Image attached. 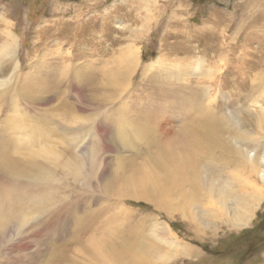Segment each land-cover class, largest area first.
Segmentation results:
<instances>
[{
	"label": "rangeland",
	"instance_id": "374dc122",
	"mask_svg": "<svg viewBox=\"0 0 264 264\" xmlns=\"http://www.w3.org/2000/svg\"><path fill=\"white\" fill-rule=\"evenodd\" d=\"M9 38H13L14 56L2 54ZM151 62L156 65L143 74ZM73 70L91 77L87 87L85 77L79 79ZM207 72L212 78H207ZM120 73L124 82L120 79L116 88L113 80ZM263 74L264 0H0V80L7 84L1 83L0 89L8 86L13 94L24 97L22 103L27 100L28 110L36 117L53 118L66 127L67 115L78 116L84 123L74 125L73 131L89 125L93 132L79 133L78 139L68 136L61 143L53 137L57 149L61 151L68 142L75 149L73 157L85 164L76 180L54 172L58 188L50 209L55 217H73L65 223L61 240L52 243L56 252L64 250L65 257L58 254L52 264H67L70 258L72 264H92L88 257H80L77 241L88 235L77 229L78 219L101 222L109 217L119 233L116 236H135L142 244L155 241L165 250L163 260L173 250L165 243L193 249V256H174L165 264H264V199L258 202L248 227L239 228L215 211L213 199L206 202L204 191V198L199 195L191 206L166 200L158 210L148 201L131 197L139 190L129 181L139 179V171L148 174L157 166L156 144L167 141L187 118L182 105L188 100V89L200 101L203 93H220L215 106L231 91L228 98L234 108L225 102V109L238 115L240 92L251 88L250 77L262 80ZM78 89L92 95L88 104L80 99ZM39 97L47 102L41 101L40 106L28 100ZM258 104L255 107L264 110V102ZM4 117L0 110V122ZM97 126L98 134L93 131ZM119 188L125 196L118 195ZM201 209L203 213L214 210V215L203 216ZM48 214H31L21 229L17 222H9V216H0V236L3 225L10 241L7 248L0 241V264L5 260L8 264H45L51 244L36 247V236L27 238V232L37 229ZM196 217L203 226L195 222ZM100 222L85 223L91 235L103 228ZM145 261L141 263L151 264Z\"/></svg>",
	"mask_w": 264,
	"mask_h": 264
},
{
	"label": "bare ground",
	"instance_id": "6f19581e",
	"mask_svg": "<svg viewBox=\"0 0 264 264\" xmlns=\"http://www.w3.org/2000/svg\"><path fill=\"white\" fill-rule=\"evenodd\" d=\"M2 23L5 27L7 26V22L5 23L3 19ZM11 43H13V38L10 43L3 44L1 48L3 55L14 56ZM155 65V62L148 63L143 74H146L147 69ZM73 72L75 71L73 70ZM75 73H78L79 79L85 77L84 88L87 87L91 82V77L86 76L87 73L84 71ZM131 73L134 72L131 71ZM207 73H209L207 78H212L211 72ZM124 78L125 76L120 73L116 74L114 80L111 79L117 86V83L124 82ZM246 78L244 80L247 82L249 77L246 76ZM250 79L253 80L251 88L246 86V89L239 94L240 103L236 102V104H240L238 115H233L231 111L234 108V102L228 98L231 91L225 100H221L220 105L215 106L216 97L220 93L203 96L205 93L202 92L200 101L199 96H194V94L191 96L190 90L187 88L186 99L188 100L182 105L183 115H187L186 120L183 122L181 118L180 126L171 132L172 135L167 141L156 144L155 155L157 158L155 162L157 166H154V170L148 174L139 171L142 177L140 176L137 180H129L139 190L137 195L131 197L136 200L148 201L155 208L161 210L162 202L166 200L170 203H181L186 207L191 206L199 200V195L204 191L206 202L209 204L213 199L212 203L215 205L213 208L227 220H231L227 222L235 227L247 228L253 217V212L259 207L258 202L264 199V110L261 109V106L255 107L260 105L258 102H264V96H260L264 92V74L262 80L251 77ZM5 82L0 80V87L1 83L7 85ZM236 83L235 81L233 85L235 86ZM30 85L32 84L30 83ZM101 85L103 84L101 83ZM4 88V90L0 89V110L5 113L3 122H0V216H9V222L11 220L14 223L17 222V229H21L28 223L31 214H48L50 207H53L56 196L54 190L58 188V185L55 184L57 181L54 177L55 171H60L66 177L72 176L73 180L81 176L79 174L83 171L85 162L73 157L75 149L72 150L73 148L68 142L64 143L63 147H60L59 142L67 141L68 136L75 139L81 138L80 134H91L92 130L88 125L86 129L73 131L74 125L84 123L78 116L67 115L66 127L52 121L53 118L38 117L39 115L36 117L28 110L30 104H27V100L24 104L22 103L24 97L16 95L17 93L13 94L8 86ZM78 90L81 94L80 99L88 104V98H92V95L88 90L86 93L84 89ZM28 100L33 101L32 105L40 104V106L43 102H47L42 97ZM41 101L43 102L41 103ZM225 102L231 105V109H225V105H227ZM45 115L47 116V114ZM68 124H71V127ZM98 127L100 126L93 130L97 134ZM139 133L144 137L142 134L144 132L139 130ZM102 134L101 130L100 137ZM53 137L60 139L58 144L61 151L55 147L56 142ZM63 154H68L69 158L64 159ZM120 190L118 195L125 196V191ZM201 197L204 198L203 194ZM252 200L253 202H251ZM212 203L210 204L212 205ZM47 206L49 208L46 209ZM207 212L203 213L201 209L200 214L203 216L214 215V210L210 213ZM71 217L73 216L70 218L67 216L55 217L50 209L48 216H43L41 222H38L39 227L27 232V238H31L33 233L36 236V239L33 240L36 247L40 244H43L44 247L51 244L49 249H52L53 253L49 251L50 254L48 253L49 256L47 255L45 264H52L54 260H58V254L65 257L64 250L56 252V246L52 243L56 244L61 240L62 232H65L67 228L65 223ZM197 217L202 218L200 215ZM87 219L88 221L78 219L77 229L82 230L84 236L88 235V237L85 239L81 237L77 241V247L81 251L80 257L83 260H87L88 257L92 264H140L145 260L152 264L154 262L152 260L156 258L160 259L156 260V264H165L174 256H193L191 247L172 242L165 243L166 247L170 246L173 250L170 256L163 260L162 256L164 255L162 254L165 250L159 245L153 244L155 243L153 239L150 244L149 242L142 244L143 240L141 239L139 242L140 239L138 240L135 236L132 238L116 236L119 233L110 225V217L101 222L97 218ZM93 222H100L101 226L104 222V226L99 233L91 235L87 224ZM195 222H198V225L203 224L199 222L198 218ZM195 227L196 230L199 229L197 226ZM1 228L0 241L7 248L10 241L3 225ZM38 253L39 251L36 254ZM40 257L41 255L36 259V262ZM22 259L24 258L22 257ZM72 261L70 258L67 264H72ZM2 263L8 264V261L5 260ZM56 264H59V261Z\"/></svg>",
	"mask_w": 264,
	"mask_h": 264
}]
</instances>
